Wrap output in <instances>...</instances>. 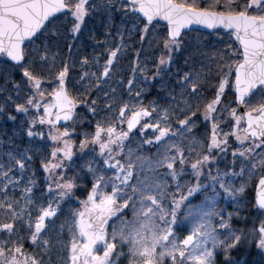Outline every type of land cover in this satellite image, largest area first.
<instances>
[{"label":"snow or ice","instance_id":"1","mask_svg":"<svg viewBox=\"0 0 264 264\" xmlns=\"http://www.w3.org/2000/svg\"><path fill=\"white\" fill-rule=\"evenodd\" d=\"M0 264H264V0H0Z\"/></svg>","mask_w":264,"mask_h":264}]
</instances>
